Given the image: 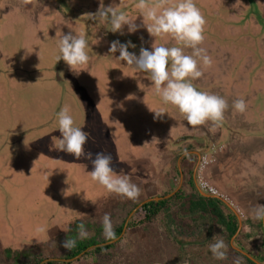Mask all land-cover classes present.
I'll return each instance as SVG.
<instances>
[{
    "label": "rangeland",
    "instance_id": "1",
    "mask_svg": "<svg viewBox=\"0 0 264 264\" xmlns=\"http://www.w3.org/2000/svg\"><path fill=\"white\" fill-rule=\"evenodd\" d=\"M69 1L71 5H67ZM138 2L31 0L23 4L21 0H0V69L9 66L5 60L9 56L13 58L9 61L13 74L9 75L16 77L11 81L7 73L6 77L0 76V264H16L27 259L23 254L19 259L23 250L26 254L40 252L44 258L66 262L62 264H145L153 261L183 264L190 262L191 254L198 251L192 248L193 253L179 262L175 256L178 240L187 242L189 238L185 235L179 239L180 233L168 232L160 216L148 224L141 210L133 213L136 207L133 202L151 193L152 189L146 188L149 182L164 177L160 174L163 158L156 162L153 154H160L163 147L161 133L169 127L171 132L177 130L178 117L175 107L163 103L155 93L149 74L119 60V52L109 53V48L113 41L130 42L128 51L139 55L141 47L151 50L152 46H180L171 36H150L144 23L151 21L143 18L137 8ZM176 2L169 0L166 6ZM156 3L157 0H148V7ZM194 3L206 20L201 47L212 58L210 67L201 62L204 75L193 82L194 86L198 84V90L222 96L229 105L230 98L223 94L227 89L231 93L240 91L243 96L256 91L245 102L249 104L250 101L251 110L261 113L262 117L264 56L260 50L264 54V0H194ZM100 5H112L139 27L129 32L126 25L122 34L113 33L105 20L88 19L89 13L97 12ZM70 31L85 35L86 52L91 57L90 63L82 66L87 70H81L78 76L62 59L57 63L55 60L60 38ZM186 51L191 52L190 49ZM64 107L70 109L76 125L82 126L88 134L85 152L91 153L93 159L98 152L110 154L114 174L128 177L140 189L138 199L110 192L93 181L91 159L76 160L56 150L60 134L54 129L58 127L57 113ZM149 107L163 109L166 113L157 117ZM173 139L171 135L163 142L169 146ZM206 155L209 164L204 167L203 162L200 164L198 181L199 173L208 177L211 166L217 162L218 152ZM227 196H224L227 200L238 203L234 196ZM249 204L250 201L248 206L241 205V209L252 221L254 213ZM105 213L110 215L113 226L120 224L129 213L126 232L113 242L115 255L84 253L79 258L65 259L66 237L70 234L79 241L84 239L79 234L80 224L87 230V238L95 236L99 242L105 240L102 227ZM146 233L148 238L144 239ZM209 235L212 236L204 233L205 240L210 239ZM160 238L162 244L158 243L156 249L154 244ZM258 241L263 240L253 238L250 247L253 254L247 253L256 263L261 262L259 257L264 255L263 245ZM194 255L199 259L197 264L212 263L213 258L207 254L200 258ZM230 257L233 258L220 263L234 264L238 260L240 264H249L243 256Z\"/></svg>",
    "mask_w": 264,
    "mask_h": 264
},
{
    "label": "crops",
    "instance_id": "2",
    "mask_svg": "<svg viewBox=\"0 0 264 264\" xmlns=\"http://www.w3.org/2000/svg\"><path fill=\"white\" fill-rule=\"evenodd\" d=\"M245 3L246 2H244V4ZM69 4L71 5V3ZM42 9L44 8L42 7ZM57 10V13L62 15V11L59 9ZM260 52L262 56H264L261 50ZM0 55H2V53H0ZM0 57L2 58V56ZM8 57L5 59L8 60V62L13 59ZM8 62L7 64H9L10 67L7 65L4 69L1 68L0 76L3 74L6 77V73L7 75L13 74L10 65L11 63ZM9 76L11 81L16 79L13 75ZM1 83L2 80H0V85ZM195 87H197V89L200 88L198 84H195ZM239 92L240 91L231 93L230 89H227L223 94L227 95L231 102H233L234 99L244 97H246L245 101H247V99L252 97L253 93L256 94V91H249L243 96ZM252 108L253 105L249 101L244 113H238L234 109L226 110L224 113V119L221 123L213 125L212 122H208L200 128L188 125L184 116L181 115L179 110L175 107L174 111L178 117V122L176 121L177 130L174 129L171 132V127L168 126L169 128L161 133V144L163 147L160 148V154H153V156L156 159V162L158 159L163 158V171H160V174L164 175V177L161 179L158 178V180H151L148 184L149 186H146L147 184L145 185L146 188H151L152 191L150 194H144L142 195V198L133 202L134 204H137L133 213H137L141 210L143 206L141 208H138V206L144 202H160L176 197L173 198L168 205L170 206L169 210L172 219L169 218L168 220L166 214L161 213L160 221L167 226L166 229L168 232H172L173 234L180 233L181 235L178 237L179 239L185 235L187 236L186 238H189L187 242H180L178 240V250L177 253H175V256L178 258L179 262L182 260L180 258L181 255L184 253L190 255L191 252L193 253L192 248H194L198 249L196 253H193L197 254V258H200L201 255L204 256L207 254L209 258H213L210 260L212 262L210 264H221L220 262L223 260L214 258L208 248L209 244L214 243V235L217 238H223L226 244L229 242V246H231V249L234 252L233 253L227 249V259H224L226 261H228L229 258H233L230 257L231 255L237 256V252L246 256L247 253L253 254L250 249L253 238L260 237L263 240L264 215H261L260 217L258 215L262 212L264 213V115L261 117V113H255L251 110ZM185 126L191 129H182ZM204 132L205 135L203 134ZM245 134L247 135L246 137ZM171 135L174 136V139L171 142L172 144L166 146V142H163V140H167ZM177 136L178 138H175ZM244 147L247 149H244ZM208 151L209 153L218 152V157L217 162L211 166L208 177L207 175H204V177L206 179L209 178L207 180L213 183V185H211L218 191V194L221 196L223 194L222 197L224 200L205 196L203 192H201L202 187H199L197 180H195L197 179L196 175L198 177V173L195 174L194 177L196 168L195 164L198 160L197 153ZM191 159H195L194 164ZM183 162H185V164ZM160 184H163L165 188ZM222 192L228 194L230 197L231 195L234 196L238 199V203L236 201L227 200L224 197L226 194ZM178 193H181L180 197L176 196ZM246 193H249L250 195H247ZM200 196L209 199H219L221 201V206L227 207V209L223 211L226 215H229L230 212L236 215L239 227L232 238L229 237V228L222 225V223L216 219L215 215L211 213L215 211L212 210L210 203L205 200H202L201 202L199 199ZM249 201V205H251L254 213L252 219L254 222L242 213L243 208L241 205L248 206ZM195 203H198V206L195 211H191L190 208ZM150 222L151 221H148V224ZM127 228L128 226L126 227V230ZM139 232L140 231H138V233ZM204 233L212 234V236L209 235L210 239H207L208 242L205 240ZM146 235L144 239L148 238V235ZM147 241H145L146 244L148 243ZM258 242L263 244V241ZM155 243L156 244L154 245L157 249L159 245L158 243L162 244L161 238ZM183 244L185 246H183ZM186 244L187 247H190L191 249H187ZM262 248L264 254V246ZM166 260L168 261V259ZM197 260H191L190 263L197 264ZM162 262L163 261H153L145 264H163Z\"/></svg>",
    "mask_w": 264,
    "mask_h": 264
},
{
    "label": "clouds",
    "instance_id": "3",
    "mask_svg": "<svg viewBox=\"0 0 264 264\" xmlns=\"http://www.w3.org/2000/svg\"><path fill=\"white\" fill-rule=\"evenodd\" d=\"M21 2L29 4L31 0H21ZM168 4L169 0H157L155 6L148 7V0H139L137 8L140 9L144 19L151 21L149 24L144 23L150 36H171L180 46H152L151 50L141 47L139 55H136L128 51L130 42L125 44L113 41L109 53L119 52L117 57L119 60L134 66L138 71L148 73L155 93L161 97L163 103L175 106L192 127L205 125L208 122H212L213 125L221 123L229 107L238 113H244L247 108L244 98H237L229 105L222 96L198 90L194 86L193 82L204 75L201 62L205 67H210L212 64V58L207 54V50L201 47L205 39L206 20L194 0H177L172 6H166ZM97 18L110 24L109 30L113 33L122 34L126 25L129 32H134L139 27L134 20L112 5L107 7L100 5L97 12L89 13L88 19ZM131 46L135 47V45ZM87 47L88 41L84 34L76 35L71 31L63 34L58 42L59 54L55 58L56 63L62 59L69 70L78 76L81 70H87L82 66L88 65L91 60L86 52ZM187 49L191 52H187ZM149 110L154 111L157 117L166 113L163 109L152 110L149 107ZM57 124L58 127L54 131H58L60 135L56 150L70 154L76 160L82 157L91 159L90 175L93 181L110 192L128 199H138L140 189L131 183L128 177L114 174L110 154L98 152L93 159L91 153L85 152L84 146L88 141V134L82 126L76 125L68 107L61 108L57 113ZM78 227L81 238H87L89 234L84 225L80 224ZM102 227L105 239L109 241L116 239L111 217L107 213L102 218ZM213 239L214 243L208 245L213 257L218 260L227 259L228 245L224 239L215 235ZM74 246L75 240H65L64 247ZM234 264L240 262L237 260Z\"/></svg>",
    "mask_w": 264,
    "mask_h": 264
},
{
    "label": "trees",
    "instance_id": "4",
    "mask_svg": "<svg viewBox=\"0 0 264 264\" xmlns=\"http://www.w3.org/2000/svg\"><path fill=\"white\" fill-rule=\"evenodd\" d=\"M69 3H71V1H69ZM69 3L67 5H69ZM194 163H195V159L193 160V164ZM176 196L180 197L181 193H178ZM173 198H176V197H173ZM172 199L163 200V201H160V202H155L154 201V202L146 203L145 205H143V207L141 208L140 213L145 214L144 222L145 221L148 222V221H152V220L156 219V217H159L161 215V213L166 214V216H167V218L169 220V218H171V215H170V210H169L170 206H168V205L172 201ZM199 199L201 200V202H202V200H205V201H208V203H210V206L212 207V210L215 211V212H211V213L213 215H215L216 219H218V221L221 222L222 225H225L226 227L229 228L228 229V230H230L229 237L232 238V236L237 232V229L239 227V222H238V218L236 217V215L234 213H232V212H230L229 215H226L223 211L226 210L227 207H222L221 204H220L221 201L219 199H209V198H206V197H203V196H200ZM135 205L137 206V204H134V206ZM197 206H198V203H195L190 208V210L191 211H195ZM228 212H229V210H228ZM128 215H129V213H126V216H124V218L122 219V222L120 224H118L117 226H113L115 234H116V238L119 237L122 234L123 229H124V225H125V222L127 220ZM250 223H251V221H250ZM66 239L75 240V246L71 247V248H65V250H66V253H65V256H64L65 259H74V258H77L78 256H80V255H82L84 253L86 255H88V254H96V256H101V255H104V256L111 255V256H113V255H115V250H114V248L116 247L115 243H110V244H106V245H100V244L108 243L109 240H107V239H105L104 241L102 240V241L99 242L96 239L95 236H90L89 238H84L83 240L79 241V240H77V238H75V235H70V234L66 237ZM227 245H228L227 249L229 251L233 252L232 249H231V246H229V242H227ZM262 245L264 246V237H263V244ZM27 250H29V249H27ZM9 251L11 252L12 250L10 249ZM25 251L26 250H23V251L20 252L19 259H20V255L21 254L27 256V259L20 260L16 264H40L45 259H47V258H44L40 252L37 253L35 251H33V252L28 251V254H26ZM184 254L180 256V258L182 260H184L186 258V256H187V255H184ZM237 254L240 255V256H243L248 261L249 264H257V263H255V261L251 260L248 256L246 257V255H243V254L238 253V252H237ZM191 258L194 261L197 260L196 256L194 254H191ZM259 258L261 259V262L264 261V255H263V258H261V257H259ZM48 259H50V260L46 261L43 264H62V263H66V262H58L54 258L53 259L48 258Z\"/></svg>",
    "mask_w": 264,
    "mask_h": 264
},
{
    "label": "water",
    "instance_id": "5",
    "mask_svg": "<svg viewBox=\"0 0 264 264\" xmlns=\"http://www.w3.org/2000/svg\"><path fill=\"white\" fill-rule=\"evenodd\" d=\"M209 152V151H208ZM203 153H207V152H200V153H197V156H198V160H197V163L195 164V166H196V168H195V173H194V177H195V174H197L198 172V169H199V167H200V164H201V162H202V158H203ZM181 174H182V170H181ZM182 176H183V174H182ZM196 178H197V175H196ZM195 180H197V179H195ZM197 184H199V187H201V185H200V183H199V181L197 180ZM202 190H201V192H203V194L205 195V196H209V197H214V198H219V199H222V200H224V198L220 195V194H218V193H213V192H208V191H206V190H204L203 188H201ZM147 202H144V203H142L141 205H139L138 206V208H141L143 205H145ZM133 214H131V216H132ZM126 227H127V223H126V225H125V227H124V230H123V232H122V234L120 235V237L125 233V231H126ZM119 237V238H120ZM119 238H116L115 240H112V241H109L108 243H105V244H100V245H106V244H110V243H113L114 241H116L117 239H119ZM81 256V255H80ZM80 256H78L77 258H79ZM47 261H49V260H47ZM43 263H45V261L43 262ZM42 263V264H43Z\"/></svg>",
    "mask_w": 264,
    "mask_h": 264
},
{
    "label": "built area",
    "instance_id": "6",
    "mask_svg": "<svg viewBox=\"0 0 264 264\" xmlns=\"http://www.w3.org/2000/svg\"><path fill=\"white\" fill-rule=\"evenodd\" d=\"M202 162H203V165H202L203 167H204V165L206 166V165L209 164V160L207 159V155L202 158ZM199 178H200V180H199L200 181V185H201V187L204 190H206L208 192L218 193V191L209 183L208 180H206V178L204 176L202 177L200 175V173H199ZM183 264H193V263L186 262V263H183Z\"/></svg>",
    "mask_w": 264,
    "mask_h": 264
},
{
    "label": "flooded vegetation",
    "instance_id": "7",
    "mask_svg": "<svg viewBox=\"0 0 264 264\" xmlns=\"http://www.w3.org/2000/svg\"><path fill=\"white\" fill-rule=\"evenodd\" d=\"M255 263H256V262H255ZM260 263H261V262H258L257 264H260ZM262 263H264V261H263ZM262 263H261V264H262Z\"/></svg>",
    "mask_w": 264,
    "mask_h": 264
}]
</instances>
